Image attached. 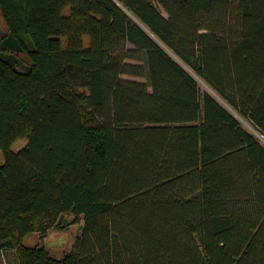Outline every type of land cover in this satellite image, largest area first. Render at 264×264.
Listing matches in <instances>:
<instances>
[{
    "label": "trees",
    "instance_id": "trees-1",
    "mask_svg": "<svg viewBox=\"0 0 264 264\" xmlns=\"http://www.w3.org/2000/svg\"><path fill=\"white\" fill-rule=\"evenodd\" d=\"M0 18L30 67L0 62V254L264 264V145L187 69L264 136V0H0ZM65 215L85 222L72 251L24 245Z\"/></svg>",
    "mask_w": 264,
    "mask_h": 264
},
{
    "label": "rangeland",
    "instance_id": "rangeland-1",
    "mask_svg": "<svg viewBox=\"0 0 264 264\" xmlns=\"http://www.w3.org/2000/svg\"><path fill=\"white\" fill-rule=\"evenodd\" d=\"M174 58H176L173 53H171ZM191 74L199 81L200 87L203 92H210L215 95L221 103L224 104L226 108H228L242 123L243 127L253 134L263 145H264V136L261 135L253 124L241 117L233 108H231L228 104H226L218 95H216L211 88L202 81L196 73L191 71V69L187 68ZM27 139H20L15 142L12 150L16 153L22 151L27 146ZM2 159V158H1ZM61 225L62 227H66V230H60L57 228L50 229L45 236V239L42 240L40 235L31 234L24 240V245L28 248H33L37 245H45L49 251V253L55 258H62L66 253L73 250L76 241L79 237L82 236L84 232V218H77L74 215H65L63 216L55 226ZM42 240V241H41ZM18 255L16 251H9L0 254V264H18Z\"/></svg>",
    "mask_w": 264,
    "mask_h": 264
},
{
    "label": "water",
    "instance_id": "water-1",
    "mask_svg": "<svg viewBox=\"0 0 264 264\" xmlns=\"http://www.w3.org/2000/svg\"><path fill=\"white\" fill-rule=\"evenodd\" d=\"M24 53L25 50L19 41L10 34L8 27L1 24L0 21V62L10 65L17 73L26 75L30 72V67L24 60ZM1 158L0 152V164Z\"/></svg>",
    "mask_w": 264,
    "mask_h": 264
},
{
    "label": "crops",
    "instance_id": "crops-1",
    "mask_svg": "<svg viewBox=\"0 0 264 264\" xmlns=\"http://www.w3.org/2000/svg\"><path fill=\"white\" fill-rule=\"evenodd\" d=\"M1 24L5 25L4 21L0 18Z\"/></svg>",
    "mask_w": 264,
    "mask_h": 264
}]
</instances>
